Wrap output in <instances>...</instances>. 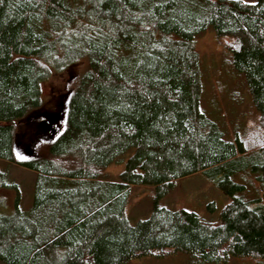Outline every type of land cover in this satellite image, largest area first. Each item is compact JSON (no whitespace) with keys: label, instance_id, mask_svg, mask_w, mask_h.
<instances>
[{"label":"trees","instance_id":"16d2710c","mask_svg":"<svg viewBox=\"0 0 264 264\" xmlns=\"http://www.w3.org/2000/svg\"><path fill=\"white\" fill-rule=\"evenodd\" d=\"M208 27L257 114L233 140L200 108L194 39ZM81 60L64 127L46 155L20 159L15 123L40 107L44 80ZM129 149L119 181L99 180ZM0 158L35 173L22 210L19 186L0 172L16 205L0 213L3 264H125L177 252L264 260V0H0ZM196 172L229 199L216 221L159 205ZM136 184L153 185L154 202L130 224Z\"/></svg>","mask_w":264,"mask_h":264},{"label":"rangeland","instance_id":"374dc122","mask_svg":"<svg viewBox=\"0 0 264 264\" xmlns=\"http://www.w3.org/2000/svg\"><path fill=\"white\" fill-rule=\"evenodd\" d=\"M254 2L255 0H243ZM223 41L217 39L212 27L197 34L195 48L200 58L202 93L200 108L224 133L233 140L234 130L244 123L257 125V114L252 105L245 77L234 69L231 54ZM81 60L64 71L53 72L41 83L40 107L15 123V151L20 157L46 155L48 147L65 124L67 101L76 82L85 69ZM248 121V122H247ZM133 153L129 149L105 170L101 181L117 182L126 160ZM0 172L7 183H15L21 190L19 207L28 209L32 204V186L35 173L0 158ZM153 185L136 184L129 188L126 218L130 224L150 215L154 202ZM228 197L202 172H196L175 181L171 190L159 200V205L168 209L184 208L195 211L203 219L216 221L219 210ZM210 204L213 205L214 210ZM16 209L15 191L2 184L0 178V213L12 214ZM0 264H3L0 261ZM125 264H264L263 259L230 257L225 263L205 262L190 253L177 252L162 256H143Z\"/></svg>","mask_w":264,"mask_h":264},{"label":"snow or ice","instance_id":"6c2138e0","mask_svg":"<svg viewBox=\"0 0 264 264\" xmlns=\"http://www.w3.org/2000/svg\"><path fill=\"white\" fill-rule=\"evenodd\" d=\"M20 159H24V157H19Z\"/></svg>","mask_w":264,"mask_h":264}]
</instances>
